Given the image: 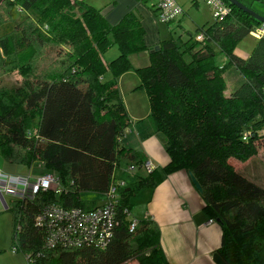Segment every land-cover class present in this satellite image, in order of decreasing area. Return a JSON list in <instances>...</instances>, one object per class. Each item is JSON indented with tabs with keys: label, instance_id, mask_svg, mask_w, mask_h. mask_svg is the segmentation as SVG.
Instances as JSON below:
<instances>
[{
	"label": "trees",
	"instance_id": "16d2710c",
	"mask_svg": "<svg viewBox=\"0 0 264 264\" xmlns=\"http://www.w3.org/2000/svg\"><path fill=\"white\" fill-rule=\"evenodd\" d=\"M223 1L230 11L202 30L201 40L184 46L163 40L154 55L150 53V64L135 70L150 103L148 123L162 139L169 162L118 188L113 237L107 246L46 250L28 264H125L132 259L168 264L158 225L140 220L129 231L124 209L130 211L134 194L154 188L177 170L192 173L201 187L204 213L221 227L215 253L227 264H264V186L228 162L247 160L264 138V36L248 57L235 53L240 40L264 25ZM144 35L132 10L110 25L100 10L83 1L0 0V127L8 134L0 133V157L5 164L38 161L61 186L59 193L38 192L13 202L16 252L41 249L33 216L43 205L91 209L96 205L80 199L82 192L104 194L119 160L136 166L144 161L118 141L130 122L116 81H103L108 70L120 77L132 69L130 57L146 49ZM50 44L59 46L56 55L63 71L19 86L3 83L2 74L12 71L28 79L32 63ZM112 46L119 54L107 61L104 54ZM225 68L240 75L229 95ZM22 110L23 118L15 120ZM10 143L25 152L15 162L6 154ZM49 253L57 256L47 257Z\"/></svg>",
	"mask_w": 264,
	"mask_h": 264
},
{
	"label": "rangeland",
	"instance_id": "374dc122",
	"mask_svg": "<svg viewBox=\"0 0 264 264\" xmlns=\"http://www.w3.org/2000/svg\"><path fill=\"white\" fill-rule=\"evenodd\" d=\"M127 1L128 0H120V4L118 5V7H122V5L127 4L126 3ZM240 1L244 5L250 7L253 11L258 13L259 15L264 16V3H260L256 0H240ZM177 2L183 8V14L180 16V24H178L176 20L171 22L169 25H167L165 23L160 22L154 14V16L150 19L148 25L143 24V30H144V34L148 36V40L151 39V34H152L153 37L158 38V43L154 45L146 44L145 50L139 52L138 54L132 55L130 59L132 69L130 71L124 73L120 77H114L112 72L108 70L107 72H105L103 76L104 82L110 80L116 81V87L119 92V97L123 102L127 111H130L132 114V116L129 114L131 121L134 118L133 116H136V118H141L145 116L147 118L150 113V103L147 94L145 90H143L140 87L139 78L135 70L139 67H144L150 64V53L154 55L153 53L155 51L153 48H155V46H157L163 40L166 41L174 40L178 42V44H182L183 42L186 43L189 40L195 41L196 35L199 34L202 30H205L209 25H211L214 22L210 8L201 0H177ZM117 3L118 0H92L90 2L92 7L97 10L100 9L102 10L103 8L111 9L112 7L116 6ZM153 4H154V0H135L133 9L137 11L142 17L143 16L142 10L143 9H146L148 11L152 10L154 7ZM120 19H118V21ZM257 39L258 38L255 37L252 33L244 37L236 45L235 49H237V53L241 57L243 55L248 57L253 51ZM181 46H184V44H182ZM49 47L50 48L46 50L45 54L42 57L37 58L32 63L33 71L28 76V79L22 77L21 75H18L16 71H12L6 74H2L1 79L3 83L8 87L19 86L22 85L26 80L32 81L36 78L38 79L42 78L49 72L63 71L62 64L60 63L61 60L57 58L58 55H56L58 49L57 47L59 46L50 44ZM63 49H67V46H65ZM118 54H119L118 48L116 46H112L105 52L104 58L107 61H111L115 59L118 56ZM185 58L188 59L189 57L186 55ZM219 63L221 66L222 62L220 60ZM223 76H224V80H226L225 82L226 88H228V90L233 89V87L236 84L237 72L235 71L233 72L232 69L225 68L223 72ZM25 89L29 91L28 86H25ZM23 112L24 111L22 110L21 112L16 113L14 119L20 120L21 118H23L22 117L24 116ZM0 133L2 134L6 133V135H8L6 129L3 127H0ZM125 137H123L122 141L125 139ZM261 143L259 145L260 149H258L257 153L249 156L247 160L241 161L240 163H236L234 166L232 165L231 162L229 161L228 162L229 164H231L234 170L242 172L244 176L245 173H247L248 168L255 167L254 173L256 176V180L264 184V149H261L262 147H264V138L261 139ZM10 144H11L10 149L6 151V154L10 159L9 161L15 162L18 159H21L23 155H25V152L23 149L16 146L15 144L12 143ZM1 161L4 160L0 157V162ZM119 162H120L119 165H116L114 168V174L116 175V177L118 176L120 177L116 179H124L129 182L130 176L132 177L133 175H137L138 177H145L147 175V172L143 167L135 165L134 170L129 171L127 170V166L130 164L129 161L119 160ZM8 165L17 166L19 167L20 170L17 173H9V174L24 173L26 175H29L31 178H36L46 172H49V170L43 165H41V163L38 161H33L28 166L22 164H8ZM119 171H121V173ZM137 194L138 192L134 194V196H136ZM92 195H96V198H98V194L95 192H82L80 194V199L84 200L86 199L87 196H92ZM219 195L221 196L222 194L219 193ZM2 197L4 198L8 208L5 209L3 202L0 200V210H1L0 211V264H28V261L23 252L20 251L16 253L12 251L13 247L15 246L14 228L16 221L15 213L12 209V205L14 201L18 200V197L10 193H4ZM94 202L96 203L97 201ZM129 203H130V211H129V215L127 216V220L130 221L133 218L138 221L141 220V218L137 216V213L141 214V210L139 209V206L137 207L135 206L133 196L131 197V201H129ZM55 256H57V253H49L47 257L51 258ZM134 263H137V261L132 259L128 261L126 264H134Z\"/></svg>",
	"mask_w": 264,
	"mask_h": 264
},
{
	"label": "crops",
	"instance_id": "0c3cea01",
	"mask_svg": "<svg viewBox=\"0 0 264 264\" xmlns=\"http://www.w3.org/2000/svg\"><path fill=\"white\" fill-rule=\"evenodd\" d=\"M78 1H83L92 6L90 4L92 0ZM126 3L122 7H118L120 4V0H118L116 6L111 9H100V12L110 25L116 23L123 14L131 10L140 17L142 26L143 24L148 25L154 14L156 16L154 7L150 11L143 9V16L141 17L133 9L135 0H128ZM176 20L180 24V17ZM144 40L147 45L158 43V38L153 37L152 34L150 40H148V36L144 35ZM235 53L239 55L237 49H235ZM242 57L246 58L245 55ZM230 92L231 89L226 88L225 94L229 95ZM129 114L132 116L131 112L127 111L128 118H130ZM133 117L132 121L131 118L129 119L128 132L122 141L123 145L127 149L138 152L144 161H150L157 169L164 167L169 162V157L162 139L158 134L153 133L147 120L148 117ZM229 162L234 166L241 161L233 158ZM254 169L255 167L248 168L245 176L251 181L264 186L256 180ZM0 170L4 173H17L20 171L19 167L10 166L5 164L4 161L0 162ZM119 172L121 173V171ZM113 177L115 179L120 178L119 176L116 177L115 174H113ZM138 178L137 175L130 176L129 181ZM97 194L98 198H96V195H92L93 197L87 196L86 200L93 201L94 205L102 204L104 194ZM138 194L133 196L135 206H139L141 210V214L137 213V216L141 220H151L158 225L160 246L168 264H216L212 259V255L220 246L221 227L217 221L210 219L204 213V201L200 192L193 185L187 171L177 170L172 172L154 188H145L140 190ZM5 204L4 208L6 209L8 206L7 204L5 206ZM134 264H138V262Z\"/></svg>",
	"mask_w": 264,
	"mask_h": 264
},
{
	"label": "built area",
	"instance_id": "2783aa9c",
	"mask_svg": "<svg viewBox=\"0 0 264 264\" xmlns=\"http://www.w3.org/2000/svg\"><path fill=\"white\" fill-rule=\"evenodd\" d=\"M211 11L214 20L221 19L230 11V7L223 0H201ZM154 8L158 20L165 24L178 19L183 14V8L176 0H154ZM255 37L264 36V26L251 32ZM250 33V34H251ZM202 39V33L195 37ZM128 132L124 129L118 141L122 140ZM135 165L127 166V170L133 171ZM147 173L156 168L150 161H143L140 165ZM125 185L124 179L113 178L108 189L104 193L102 204L91 209L80 207H63L56 203L43 205L33 216V225L41 233L42 247L36 252L25 254L27 261H33L44 255V251L52 249H74L81 247H94L104 249L113 237V227L115 225L116 205L119 202V187ZM61 191L58 177L50 172H46L36 178H31L24 173L9 174L0 170V194L10 193L16 195L18 199L34 197L38 192ZM129 215V211L124 209ZM129 231H133L138 224V220L131 219ZM20 229V225H17ZM16 252L14 246L12 249Z\"/></svg>",
	"mask_w": 264,
	"mask_h": 264
},
{
	"label": "water",
	"instance_id": "95a60500",
	"mask_svg": "<svg viewBox=\"0 0 264 264\" xmlns=\"http://www.w3.org/2000/svg\"><path fill=\"white\" fill-rule=\"evenodd\" d=\"M231 4H233L234 6H236L237 8L243 10L244 12L248 13L249 15H251L252 17H254L257 21H259L262 25H264V16L259 15L258 13H256L255 11H253L250 7L244 5L243 3H241L240 0H228ZM154 50L158 49V46H155V48H153ZM189 176L191 178V181L193 183V185L195 186V188L200 192L201 191V187L200 184L197 182V180L195 179V177L192 175V173L189 172ZM0 199L3 202V204H5L4 198L2 197V195L0 194ZM6 206V204H5ZM212 259L216 264H227L218 253H213L212 255Z\"/></svg>",
	"mask_w": 264,
	"mask_h": 264
}]
</instances>
